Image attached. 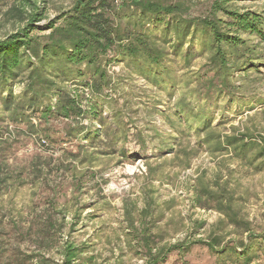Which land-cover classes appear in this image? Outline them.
<instances>
[{
    "label": "trees",
    "instance_id": "obj_1",
    "mask_svg": "<svg viewBox=\"0 0 264 264\" xmlns=\"http://www.w3.org/2000/svg\"><path fill=\"white\" fill-rule=\"evenodd\" d=\"M118 1L122 3L118 5ZM242 1L247 0H214L206 17L190 19L182 16L181 3L170 0H76L68 11L47 24V36L38 37L33 34L43 19L42 8L34 0H17L19 4L10 10L26 25L0 40V93L9 92L2 99L3 114L7 112L10 121L26 123L31 130L36 129L31 114L40 113L44 119L82 118L89 112L83 106L89 102L87 107L94 109L112 84L107 67L123 63L130 75L140 76L158 89L166 88L168 94L177 90L175 109L167 115L172 129L182 126L183 121L186 128L194 127L195 133L203 136L201 143L211 157H227L255 174L264 173V137L235 126L229 134L218 132L212 127L209 109L224 96L236 103L240 112H255L264 106V99L251 96L253 89L238 77L249 78L264 67V15L241 9L237 4ZM173 57L183 61L184 69L194 59H205L203 71L179 75ZM84 77L87 81L81 86L90 90L88 100L66 85ZM16 82L25 83L19 97L10 93ZM54 97L58 100L52 112ZM76 124L73 135L86 129L81 121ZM179 155L185 159L184 168H189L190 152L180 149L177 158ZM90 161L80 162L84 165ZM159 166L147 165L151 185L141 193L144 207L139 210L135 200L124 201L123 205L126 238L130 246L146 251V264H166L171 254H188L197 244L233 264H264V231L255 232L244 218L246 200L238 194V187H233L230 169L227 176L222 170L215 171L211 178L207 172L200 173L191 185L192 205L217 211L223 216V225L247 234V241L235 239L226 244V235L213 233L206 241L175 245L156 242L152 231L163 218L155 215L159 206L153 184L164 183L163 176L157 175ZM24 183L21 173L0 161V202L5 193ZM2 209L0 204L1 217ZM2 224L0 218V264H59L41 253L57 242L63 230L62 223L55 222L53 216L47 217L42 227L35 231L30 227L25 234L33 232L35 249L31 254L16 247L9 250ZM87 250L86 244L67 241L62 245L61 264H98L95 255H86Z\"/></svg>",
    "mask_w": 264,
    "mask_h": 264
},
{
    "label": "rangeland",
    "instance_id": "obj_2",
    "mask_svg": "<svg viewBox=\"0 0 264 264\" xmlns=\"http://www.w3.org/2000/svg\"><path fill=\"white\" fill-rule=\"evenodd\" d=\"M34 1L42 8L43 19L36 24L39 29L33 35L44 37L49 34L47 24L68 11L76 0ZM170 1L181 3L182 16L192 19L206 17L214 0ZM121 3L118 1V5ZM18 4L17 0H0V40L26 25L10 10ZM237 5L264 15V0H247ZM172 59L180 70L179 75L201 72L205 64V59L198 58L184 69L181 59ZM107 70L112 84L94 109L86 103L83 108L89 112L77 120L44 119L40 113L31 114L34 130L26 123H13L7 112L3 114L2 99L9 92L0 93V161L21 173V180L25 182L5 193L0 202L3 238L9 250L16 247L31 254L35 249L33 232L30 236L25 234L30 227L32 231L42 227V222L53 216L55 222L62 223L63 230L57 242L41 253L55 263H62V245L71 241L76 245L86 244V255H95L98 264H146V251L130 246L126 238L123 205L124 201L135 200L139 210L144 207L141 193L151 185L148 164L162 165L157 175L163 176L164 183L154 182L153 185L159 206L155 215L161 214L163 218L152 231L161 245L206 241L213 233L226 235V244L235 239L247 241V234L236 233L223 225V216L217 211L193 207L191 185L202 172H207L211 178L215 171L222 170L227 176L228 169L232 170V185L238 187V194L246 200L244 218L255 232L264 231V173L255 174L227 157H211L201 143L203 136L197 135L194 127L186 128L183 121L177 130L172 129L167 115L175 109L177 90L168 94L166 88L158 89L146 79L130 75L123 63H111ZM238 77L241 83L253 89L251 96L264 99V67L249 78ZM86 81L84 77L66 85L71 92L88 100L90 90L81 86ZM24 87L25 83L16 82L10 93L19 97ZM57 100L54 97L51 101L52 112ZM209 109L212 127L218 132L229 134L235 126L241 130L249 128L264 137V106L255 112H240L238 105L224 96L215 100ZM79 121L86 129L73 135ZM179 131L184 133L178 134ZM180 149L190 152L189 168H184L182 155L177 158ZM75 155L78 157L74 158ZM80 161L91 164L82 165ZM166 264L233 263L197 244L188 254H171Z\"/></svg>",
    "mask_w": 264,
    "mask_h": 264
}]
</instances>
